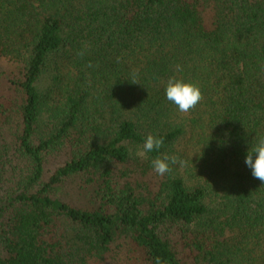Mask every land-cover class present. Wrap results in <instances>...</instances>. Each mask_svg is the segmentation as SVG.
Returning a JSON list of instances; mask_svg holds the SVG:
<instances>
[{
	"label": "trees",
	"instance_id": "obj_1",
	"mask_svg": "<svg viewBox=\"0 0 264 264\" xmlns=\"http://www.w3.org/2000/svg\"><path fill=\"white\" fill-rule=\"evenodd\" d=\"M260 135L264 0H0V264H264Z\"/></svg>",
	"mask_w": 264,
	"mask_h": 264
},
{
	"label": "clouds",
	"instance_id": "obj_2",
	"mask_svg": "<svg viewBox=\"0 0 264 264\" xmlns=\"http://www.w3.org/2000/svg\"><path fill=\"white\" fill-rule=\"evenodd\" d=\"M77 55L82 57L84 51L78 52ZM87 66L92 67L91 63ZM177 70H180L179 65H177ZM131 83L139 84L135 74L131 78ZM165 94L167 100L175 104L182 114L190 112L203 99L199 86L184 82L176 77H170L167 81ZM163 145L164 139L162 137L149 134L145 137L142 148L135 154L142 159H147L149 153L159 152ZM244 162L251 169L252 176L264 183V135L258 136L255 142L251 143ZM186 163L177 156L167 154L162 157L156 156L151 160L153 170L161 177L172 171L171 165L179 164L184 167ZM154 264H166V261L162 257L156 256Z\"/></svg>",
	"mask_w": 264,
	"mask_h": 264
}]
</instances>
